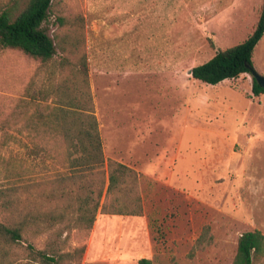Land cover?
Wrapping results in <instances>:
<instances>
[{
    "label": "rangeland",
    "instance_id": "rangeland-1",
    "mask_svg": "<svg viewBox=\"0 0 264 264\" xmlns=\"http://www.w3.org/2000/svg\"><path fill=\"white\" fill-rule=\"evenodd\" d=\"M139 1L54 0L43 24L57 49L49 65L0 44V228L27 224L18 243L0 233V264H45L39 252L60 264H234L242 234L264 235V94L254 95L252 74L215 86L191 76L253 33L263 0H160L153 10ZM28 2L0 0V14ZM253 60L264 76V37ZM84 62L105 157L141 175L143 213L99 212L91 231L47 229L44 214L68 204L55 195L69 173L65 139L46 121L50 86Z\"/></svg>",
    "mask_w": 264,
    "mask_h": 264
},
{
    "label": "trees",
    "instance_id": "trees-1",
    "mask_svg": "<svg viewBox=\"0 0 264 264\" xmlns=\"http://www.w3.org/2000/svg\"><path fill=\"white\" fill-rule=\"evenodd\" d=\"M53 2L54 0H29L19 13L9 9L0 14V44L4 48L21 50L46 65L52 64L57 49L43 24L49 17ZM263 37L264 0L253 33L241 44L219 50L211 60L194 67L191 76L215 86L226 80L237 79L243 74L253 75L255 50ZM60 67L64 69V63ZM83 67L84 69L75 73L77 78L74 80L63 77L56 87L50 86L51 89L54 88L52 91L56 99L53 111L46 121L65 139L69 173L56 180L58 188H67V191L55 195L68 204L57 216L44 214L47 229L64 225L66 230L75 227L91 231L99 212L111 216H140L143 213L142 198L137 190L141 175L129 166L105 157L85 62ZM253 79L254 95L264 94V88L254 76ZM75 213V219L69 218ZM38 217L40 216L32 217L31 223L36 224ZM26 225L25 222L18 221L11 227L1 226V237L3 235L7 243H18L23 240L22 233ZM208 236L209 229L206 228L198 240L199 248L204 249L211 244L212 237ZM85 249L84 245L76 249V253L82 255ZM263 254L264 235L258 230L246 232L239 238L234 264H254L255 258ZM38 256L45 264H60L55 256L46 252H39ZM139 264L153 262L141 259Z\"/></svg>",
    "mask_w": 264,
    "mask_h": 264
},
{
    "label": "crops",
    "instance_id": "crops-1",
    "mask_svg": "<svg viewBox=\"0 0 264 264\" xmlns=\"http://www.w3.org/2000/svg\"><path fill=\"white\" fill-rule=\"evenodd\" d=\"M163 1V0H162ZM184 2H185V0H184ZM140 3V1L139 0H137V2H136V4L138 5ZM162 2H160V0H152L151 1V5L149 4V0H147V4H149V6H147V9L148 10H150V9H152L153 10V7L155 6V5H160ZM164 4H167V2L165 3V0L163 1V5ZM152 7V8H151ZM163 8H164V6H163ZM165 14L166 12H165V10L163 9V10H161L158 14ZM162 20L164 21L165 19H164V16H163V18H162ZM99 127H100V124H99ZM100 133H101V129H100Z\"/></svg>",
    "mask_w": 264,
    "mask_h": 264
},
{
    "label": "water",
    "instance_id": "water-1",
    "mask_svg": "<svg viewBox=\"0 0 264 264\" xmlns=\"http://www.w3.org/2000/svg\"><path fill=\"white\" fill-rule=\"evenodd\" d=\"M253 76L256 78L258 84L264 88V76L260 75L255 69L253 70Z\"/></svg>",
    "mask_w": 264,
    "mask_h": 264
}]
</instances>
